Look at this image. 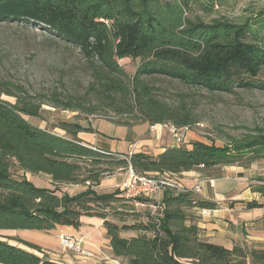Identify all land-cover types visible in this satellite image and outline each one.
<instances>
[{
  "label": "trees",
  "instance_id": "obj_1",
  "mask_svg": "<svg viewBox=\"0 0 264 264\" xmlns=\"http://www.w3.org/2000/svg\"><path fill=\"white\" fill-rule=\"evenodd\" d=\"M227 0H0V23H24L48 31L73 47L91 65L92 88L103 109L112 112L116 125L131 128L172 124L191 127L196 120L189 109L161 100L149 80L160 76L209 92L232 94L234 89L264 92V11L249 22L214 19L205 23L186 17L194 9L205 14ZM138 60L129 76L118 62ZM0 231L49 233L57 227H80L81 217L102 221L114 258L124 264H264V250L241 247L227 250L200 237L187 224L186 210H216L215 202L195 197L193 190H162L160 202L143 201L156 214L145 223L118 226L108 220L133 209V200L119 190L97 194L93 188L128 166L143 176L178 180L183 173H217L224 167L249 168L264 160V133L231 139L218 147L193 142L190 148H165L158 155L103 154L83 145L77 124L56 127L70 138L58 136L28 122L38 118L44 100L54 108L94 116L95 103L62 98L57 94L30 95L23 87L0 79ZM23 173L15 178L12 170ZM24 174L47 177L52 185H80L87 189L73 197L36 187ZM251 191L264 201V183ZM122 195V196H121ZM233 204H230L232 206ZM247 211L263 202L243 203ZM124 232L135 236L123 238ZM20 244L41 252L21 240ZM0 264H58L10 245L0 236Z\"/></svg>",
  "mask_w": 264,
  "mask_h": 264
},
{
  "label": "rangeland",
  "instance_id": "obj_2",
  "mask_svg": "<svg viewBox=\"0 0 264 264\" xmlns=\"http://www.w3.org/2000/svg\"><path fill=\"white\" fill-rule=\"evenodd\" d=\"M261 11H264V0H227L223 6L215 7L211 13L205 14L194 9L186 17L198 18L205 23L219 19L239 24L249 22L254 14L258 15ZM261 34H264V29ZM118 64L132 76L139 61L124 59ZM91 76V65L82 59L78 51L48 31L24 23H0V79L23 87L32 96L39 94L49 97L57 94L62 98L71 97L75 101L92 102L99 107L94 116H86L81 112L54 108L45 99L38 118L24 117L31 124L51 132L60 121L71 114H75V118L79 120L111 116L113 113L103 109L104 101L96 97L97 93L91 89ZM260 78L264 80V75ZM149 83L154 86L161 100L173 106H184L191 111L197 123L189 131L206 144L213 143L221 147L231 139L264 133V92L246 89H234L232 94L209 92L160 76H154ZM0 99L14 103L13 98L4 95ZM253 166L263 169L264 161L254 163ZM12 174L15 178L22 177L21 172L16 169L12 170ZM112 176L117 182H121L124 180L125 171H116ZM27 178L36 187L51 188L47 177L27 175ZM102 186L103 182L97 189L98 193H105ZM114 206L121 213L109 216L108 220L118 226L123 223H145L156 214L151 209L137 207L123 212L122 202ZM32 232L34 231H0V236L8 242L16 241L17 238L35 241L30 235ZM130 233L136 234H122Z\"/></svg>",
  "mask_w": 264,
  "mask_h": 264
},
{
  "label": "crops",
  "instance_id": "obj_3",
  "mask_svg": "<svg viewBox=\"0 0 264 264\" xmlns=\"http://www.w3.org/2000/svg\"><path fill=\"white\" fill-rule=\"evenodd\" d=\"M92 118L79 120L75 118V114H71L60 122L80 126L83 130L77 133V140L103 154L128 156L130 153H147L158 155L165 148L180 147L163 125H154L152 130L147 123L127 128L114 124L108 117ZM51 132L58 136L70 138L56 126ZM185 140L186 143L182 146L186 148H190L193 142H203L190 131ZM21 174L23 176L22 172ZM24 175L27 178L29 174ZM259 178L264 183V167L260 169V166L253 165L247 169L236 166L224 167L217 173L211 174L199 170L183 173L178 181L184 190H193L196 198L215 202L218 205L216 210L204 214L199 209L186 210L187 224L196 225L200 231V237L208 243L222 246L227 250H232L235 246L247 251L264 250V207L247 211L243 205V203L252 200L264 203L257 194L251 191V186L259 184L257 182ZM27 179L30 181L29 178ZM48 182L50 183L49 180ZM102 182V190L105 192L102 194H110L115 190L121 192L120 187L124 180L117 182L112 175L106 177L99 186L93 188L97 194H101L98 193L97 189L102 185ZM42 188L51 190L58 188V194L64 193L73 197L84 192L87 186H56L51 184V188ZM195 188H198L199 192H196ZM161 198L162 192H159L149 200L158 203ZM230 204L233 205L230 206ZM30 235L35 241L18 238L15 240L36 246L40 248L41 252L38 253L17 241H9L8 243L58 264H124V260L113 257L102 221L95 217H81L78 229L57 227L49 233L34 231ZM60 236H73L81 239L83 249L90 252L93 257L85 258L62 254L58 250ZM120 236L129 238L135 235L133 233L130 235L121 233Z\"/></svg>",
  "mask_w": 264,
  "mask_h": 264
},
{
  "label": "built area",
  "instance_id": "obj_4",
  "mask_svg": "<svg viewBox=\"0 0 264 264\" xmlns=\"http://www.w3.org/2000/svg\"><path fill=\"white\" fill-rule=\"evenodd\" d=\"M109 120H116L114 116H109ZM167 129L171 138L175 141L178 146L185 145L186 135L189 132V127H176L172 124H163ZM154 126H151L152 130ZM130 153L128 156H131ZM121 193L127 199L133 200V204L137 208H144L146 204L143 201L149 200L157 193L164 189H171L176 192L181 191L183 188L180 186L179 181L169 180L162 176L150 175L143 176L136 174L130 166L125 170V179L121 185ZM196 192L198 188L194 189ZM150 201V200H149ZM152 210L155 209L153 206H149ZM203 214L208 211H202ZM58 250L62 254H71L74 256L91 258L93 255L85 251L82 247V240L77 239L73 236H60L58 243Z\"/></svg>",
  "mask_w": 264,
  "mask_h": 264
}]
</instances>
